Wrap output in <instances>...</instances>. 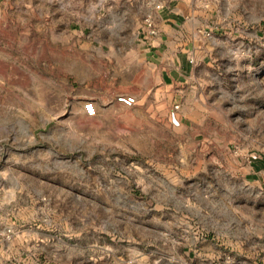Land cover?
Wrapping results in <instances>:
<instances>
[{"label": "rangeland", "instance_id": "1", "mask_svg": "<svg viewBox=\"0 0 264 264\" xmlns=\"http://www.w3.org/2000/svg\"><path fill=\"white\" fill-rule=\"evenodd\" d=\"M83 1L0 0V264H264V0H199L224 36L184 128L77 96L108 82Z\"/></svg>", "mask_w": 264, "mask_h": 264}, {"label": "crops", "instance_id": "2", "mask_svg": "<svg viewBox=\"0 0 264 264\" xmlns=\"http://www.w3.org/2000/svg\"><path fill=\"white\" fill-rule=\"evenodd\" d=\"M163 2L160 9L155 5L158 0L82 2L88 8L91 5L94 14L74 20L73 25L79 26L83 35L91 29L93 37L81 43L83 48L97 55L107 52L108 82H90L78 89L77 96L93 99L101 115L105 114L103 104L120 105L116 99L121 94L136 97L133 115H145L156 123L178 119L184 128L197 116L209 114L206 93L215 90L219 75L215 58L224 36L212 15L218 9L199 0ZM105 10L108 16L99 18L98 13ZM147 17L153 20L155 34L149 33ZM106 113L112 114L109 108Z\"/></svg>", "mask_w": 264, "mask_h": 264}, {"label": "built area", "instance_id": "3", "mask_svg": "<svg viewBox=\"0 0 264 264\" xmlns=\"http://www.w3.org/2000/svg\"><path fill=\"white\" fill-rule=\"evenodd\" d=\"M146 26L150 34L156 33V28L151 17L145 19ZM117 101L127 107L134 106L136 104V97L130 94H121L117 96ZM83 109L88 117H95L98 109L96 103L93 100H86L83 104Z\"/></svg>", "mask_w": 264, "mask_h": 264}]
</instances>
